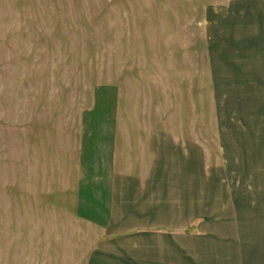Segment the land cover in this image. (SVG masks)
<instances>
[{"label": "rangeland", "instance_id": "374dc122", "mask_svg": "<svg viewBox=\"0 0 264 264\" xmlns=\"http://www.w3.org/2000/svg\"><path fill=\"white\" fill-rule=\"evenodd\" d=\"M107 100L122 167L153 131L205 160L208 218L179 264H264V0H0V264L113 261L74 192Z\"/></svg>", "mask_w": 264, "mask_h": 264}, {"label": "crops", "instance_id": "0c3cea01", "mask_svg": "<svg viewBox=\"0 0 264 264\" xmlns=\"http://www.w3.org/2000/svg\"><path fill=\"white\" fill-rule=\"evenodd\" d=\"M99 105L102 115L83 131L75 170L78 212L107 233L104 247L112 256L111 264L190 260L194 241L201 238L199 230L205 229L208 218L206 167L200 151L195 152L190 140L153 131L146 140L149 159L136 157L135 167H122L116 124L109 119L112 103L107 100ZM212 174V179L217 176L215 169ZM211 181L209 194L215 203L222 198L216 194L221 179ZM217 202L213 203L214 218ZM214 229L213 239H220Z\"/></svg>", "mask_w": 264, "mask_h": 264}]
</instances>
